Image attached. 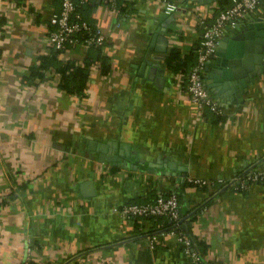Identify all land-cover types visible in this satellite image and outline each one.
<instances>
[{"label": "crops", "instance_id": "crops-1", "mask_svg": "<svg viewBox=\"0 0 264 264\" xmlns=\"http://www.w3.org/2000/svg\"><path fill=\"white\" fill-rule=\"evenodd\" d=\"M174 1L171 12L161 0L130 1L118 11L84 2L82 16L103 30L100 54L110 67L102 73L92 60L78 97L58 87L53 67L41 81L25 77L48 52L60 0H0V264H198L151 216L119 212L170 192L200 264H264V183L237 190L190 180L226 183L264 169V73L239 97L216 98L219 116L199 111L185 75L164 57L170 48L180 57L195 51L201 21L226 4ZM252 13L264 15V0L240 20ZM87 51L74 44L59 56L82 63ZM147 62L163 69V81L148 77ZM92 142L128 157L101 161Z\"/></svg>", "mask_w": 264, "mask_h": 264}, {"label": "built area", "instance_id": "built-area-1", "mask_svg": "<svg viewBox=\"0 0 264 264\" xmlns=\"http://www.w3.org/2000/svg\"><path fill=\"white\" fill-rule=\"evenodd\" d=\"M87 0H60V7L54 11L50 18V28L47 29L48 50H65L68 47L79 44L86 48L90 46H102L104 33L102 28L84 19L78 6ZM111 9L118 11L121 6L128 2L143 0H102ZM146 1V0H144ZM165 11L171 12L178 7L174 0H161ZM260 0H231V4L220 10L210 22L201 21V39L196 48V60L190 70L185 74L186 88L192 102L199 111L210 110L214 114L222 112V106L210 93L204 83L202 75L204 65L209 55L213 52L215 44L220 39L225 27H234L240 18L252 12ZM68 46V47H67ZM192 182L201 184H212V180L203 178L190 179ZM218 181L221 182L219 179ZM230 182L237 183L241 188H248L251 183H264V169H249L241 174L235 175ZM180 204L175 192L159 194L153 200L146 202H127L119 208V212L125 217L155 216L162 217L173 223L167 231L175 234L182 243L183 249L190 253L195 261L200 264V257L193 250L190 236L182 231L176 230L180 223ZM148 240L153 243L155 234L148 235ZM30 260L25 259L21 264H28Z\"/></svg>", "mask_w": 264, "mask_h": 264}, {"label": "water", "instance_id": "water-1", "mask_svg": "<svg viewBox=\"0 0 264 264\" xmlns=\"http://www.w3.org/2000/svg\"><path fill=\"white\" fill-rule=\"evenodd\" d=\"M158 50L165 51L166 44ZM147 64L153 68L148 77L156 83L163 81V69L157 68L155 63ZM203 71L205 86L215 98L228 102L235 98V94L239 97L246 91L248 84L264 73V15H246L229 32L223 33ZM107 143L92 142L93 147L99 150V160L117 164L122 161L121 156L128 157L119 149L109 156L105 150ZM112 144L117 146L115 142Z\"/></svg>", "mask_w": 264, "mask_h": 264}, {"label": "trees", "instance_id": "trees-1", "mask_svg": "<svg viewBox=\"0 0 264 264\" xmlns=\"http://www.w3.org/2000/svg\"><path fill=\"white\" fill-rule=\"evenodd\" d=\"M87 2H91V0H88ZM224 3L226 5L222 6ZM82 4L78 6L80 13H81V9L83 6ZM221 4H222L221 6L223 7L221 9H224L231 4V0H221ZM120 8L122 9L123 6H121ZM82 17L84 18V16ZM87 21L91 22V24L93 23L90 20H87ZM88 49L89 51H87V56L84 58L82 63H77L75 60L71 58H61L59 55L61 52L65 50L50 49L48 50V52L39 55L37 64H34L33 66L30 67L29 73L25 77L27 81L29 82L41 81L46 75V72L48 71V69L50 67H53L55 73L58 75L57 76L58 77L57 79L58 87L67 93H71L78 97H82L85 95V87H86L87 79L89 75L88 70H89V66L91 65L92 60L99 59L101 61L100 67H101L102 73H106L110 67L109 64L107 63L106 57L100 54L101 46H90ZM196 53L197 51L195 50L189 53L187 56L180 57V52L178 48H170L164 57L165 64L171 70L180 72L185 75L188 72V70H190V68L192 67V65L194 64L196 60ZM88 56H90L91 59L88 58ZM215 115L219 116V114H215ZM225 182L226 183H224V181H221L222 185H220L219 188L221 186L223 187L226 185V187H231L237 190L246 189V188L239 187L237 183L230 182V180H226ZM191 183L194 185H200L201 187L202 186L204 187L205 185L206 186L210 185L208 183L201 184V183H195L192 181ZM218 183L220 184V181L212 180L211 185L215 186ZM151 217L154 218L155 222L160 224L158 227H162L166 229V231H168L173 225L171 221H168L162 217H155V216H151ZM134 218H137V217H134ZM179 220H180V223L176 227V230H182L187 233L181 221V216ZM149 235H152V234H149ZM190 238H191L190 247L193 250H195L194 241L191 236ZM200 263H202L201 260H200ZM28 264H35V263L32 261H29Z\"/></svg>", "mask_w": 264, "mask_h": 264}]
</instances>
